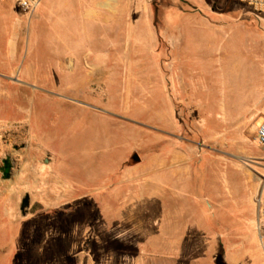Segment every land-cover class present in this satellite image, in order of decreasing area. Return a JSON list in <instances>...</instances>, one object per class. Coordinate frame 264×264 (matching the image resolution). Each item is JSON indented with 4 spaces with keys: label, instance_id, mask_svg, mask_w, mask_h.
<instances>
[{
    "label": "rangeland",
    "instance_id": "obj_1",
    "mask_svg": "<svg viewBox=\"0 0 264 264\" xmlns=\"http://www.w3.org/2000/svg\"><path fill=\"white\" fill-rule=\"evenodd\" d=\"M79 1L44 0L35 13H27L0 0V166L8 156L14 163L11 179L3 180L0 172V264H229L228 253L233 264L258 261L253 232L245 238L196 226V215L208 207L195 202L193 192L148 199L155 189L147 179H121L125 167L136 162L133 156L146 159L147 145L159 140L139 126L153 123L146 113H133L137 128L86 109L105 106L98 103L102 98L89 96L98 93L93 84L85 91L87 103L69 101L68 84L86 73L68 79L51 71L52 21L76 15ZM230 2L219 0L220 13L255 15L247 6L234 11ZM225 41L222 33L219 43ZM195 45L206 46L188 41V52H195ZM175 106L178 116L188 118L175 120L181 132L171 126L176 135L171 146L179 135L195 140L193 110L177 101ZM107 107L118 111L120 104ZM260 157L259 145L251 159L244 158L259 189L264 160L260 168L254 165ZM27 195L31 205L23 215ZM250 197L244 189L240 200L249 207L247 218L255 211Z\"/></svg>",
    "mask_w": 264,
    "mask_h": 264
},
{
    "label": "crops",
    "instance_id": "obj_2",
    "mask_svg": "<svg viewBox=\"0 0 264 264\" xmlns=\"http://www.w3.org/2000/svg\"><path fill=\"white\" fill-rule=\"evenodd\" d=\"M78 3L81 10L76 15L52 21L51 71L58 78L60 72L66 73L68 79L86 73L79 82L68 84L69 101L87 103L85 91L93 84L98 93L88 92L89 96L102 98L98 103L105 106L86 109L135 126L138 116L133 113H146L153 123L139 126L159 140L147 145L151 152L146 159L140 157L125 167L121 179H147L155 189L148 199L193 192L195 202L208 207L195 214L196 226L240 232L245 238L247 231L253 232L261 258L252 264H264L255 231L258 179L244 162L254 156L259 146L256 131L264 122V16L220 13L219 0ZM227 4L234 11L245 6L235 0ZM222 33L228 41L219 43ZM188 41H204L206 46L195 45L196 51L188 52ZM176 101L194 112L195 140L179 135L178 144L171 146L169 140L176 136L171 126L181 132L175 120L188 118L186 113L178 116ZM107 103L120 108L112 111ZM256 159L259 166L254 167L260 168L264 157ZM200 180L203 197L196 192ZM244 189L251 195L250 209L255 208L248 218L249 207L240 200ZM226 260L233 264L235 259L228 253Z\"/></svg>",
    "mask_w": 264,
    "mask_h": 264
},
{
    "label": "built area",
    "instance_id": "obj_3",
    "mask_svg": "<svg viewBox=\"0 0 264 264\" xmlns=\"http://www.w3.org/2000/svg\"><path fill=\"white\" fill-rule=\"evenodd\" d=\"M11 4L27 13H34L44 0H8ZM240 4L247 6L257 17L264 16V0H235ZM256 140L258 144L264 148V122H262L256 131ZM263 185L258 190L255 205H256V217H255V231L258 236V241L261 248L264 251V179H262Z\"/></svg>",
    "mask_w": 264,
    "mask_h": 264
},
{
    "label": "water",
    "instance_id": "obj_4",
    "mask_svg": "<svg viewBox=\"0 0 264 264\" xmlns=\"http://www.w3.org/2000/svg\"><path fill=\"white\" fill-rule=\"evenodd\" d=\"M133 160L136 162L140 161V158L138 154L134 155ZM0 172L2 174L3 180H9L12 178L14 174V163L10 156H8L6 159L3 160V165L0 166ZM31 205V198L29 195H27L21 204V211L23 215H26L28 213V210Z\"/></svg>",
    "mask_w": 264,
    "mask_h": 264
},
{
    "label": "trees",
    "instance_id": "obj_5",
    "mask_svg": "<svg viewBox=\"0 0 264 264\" xmlns=\"http://www.w3.org/2000/svg\"><path fill=\"white\" fill-rule=\"evenodd\" d=\"M157 9V8H156ZM159 16L156 17V25L159 26ZM157 27V26H156ZM203 178V171L199 170V173H198V179H202ZM196 192L198 193V195H201L203 197V184L200 180V182L197 183V186H196ZM204 203V202H203ZM205 205V204H204Z\"/></svg>",
    "mask_w": 264,
    "mask_h": 264
}]
</instances>
